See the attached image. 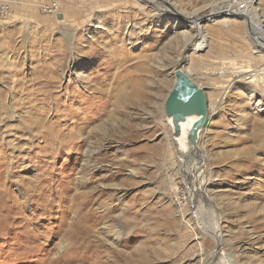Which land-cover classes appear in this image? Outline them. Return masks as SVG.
I'll use <instances>...</instances> for the list:
<instances>
[{"label":"rangeland","instance_id":"1","mask_svg":"<svg viewBox=\"0 0 264 264\" xmlns=\"http://www.w3.org/2000/svg\"><path fill=\"white\" fill-rule=\"evenodd\" d=\"M9 1L0 264H264V47L244 23L209 21L221 0ZM166 7L204 16L209 48L194 53L191 21ZM176 66L212 106L195 141L205 161L181 158L166 115Z\"/></svg>","mask_w":264,"mask_h":264},{"label":"bare ground","instance_id":"2","mask_svg":"<svg viewBox=\"0 0 264 264\" xmlns=\"http://www.w3.org/2000/svg\"><path fill=\"white\" fill-rule=\"evenodd\" d=\"M140 2H144L147 4V2L150 4H153V3H158L157 0H139ZM251 2H246V1H243V0H236V1H230V0H221L220 3H218L217 5H214L213 7L211 6L212 8V12L209 14V21H217L218 19H222L221 17H223V19H234V20H240L244 23V25L246 26L247 28V33L249 34V36H252L253 38L252 41L254 42L255 39H257V42L259 44H262L263 47H264V32H261L259 31L258 27H259V15L257 14V8L254 6V2L256 0H250ZM91 2V1H90ZM53 4V3H52ZM43 7H50V8H53L54 10V7H56V3L53 4L52 6L50 5H46V6H43ZM167 8V7H166ZM96 10V8H95ZM94 10V11H95ZM165 10H168L167 12L169 13V15H173L175 18H177L178 20L179 19H183L185 18V20H190L191 22V25L194 27V29L196 30L198 36L196 37V39L194 40L193 42V47H192V50L194 51V53L196 54H200L201 52H203L204 50L208 49L209 48V37H208V34H207V31H206V28L204 26V23L205 22V18L204 16H199L197 13L195 14H183L181 12H174L172 11V9L170 10L169 8L165 9ZM98 13V12H97ZM242 17V18H241ZM204 19V20H203ZM177 20V21H178ZM103 21V20H102ZM90 22V21H89ZM113 22V21H112ZM120 22V21H119ZM122 22H124L122 20ZM129 22V21H128ZM100 25V23H99ZM103 25V24H102ZM261 25V24H260ZM106 26V25H105ZM119 26V25H118ZM107 27V26H106ZM262 27V26H261ZM260 27V28H261ZM103 28V27H102ZM127 28V27H126ZM113 30V28H112ZM127 30V29H126ZM122 31V30H121ZM185 39V37H184ZM187 42V41H186ZM256 44V43H255ZM105 48V47H104ZM264 49V48H263ZM258 53V52H257ZM185 58L187 59L188 56L185 55ZM184 68V67H182ZM177 69V66L175 68V70ZM175 70H174V76H175ZM264 70V69H262ZM183 71V70H182ZM191 79H192V76L191 74H189L188 72H185ZM257 73V72H256ZM249 75V74H248ZM260 76V72L256 75H251V78L252 77H259ZM246 77V76H245ZM248 77V76H247ZM193 80V79H192ZM198 85V84H197ZM199 86V85H198ZM173 88V87H172ZM199 88H201V90L204 92V89L199 86ZM228 90V87L226 88L225 87V90H224V93L221 95V98L225 96V94L227 93L226 91ZM171 92V91H170ZM219 97V96H218ZM208 98V97H207ZM209 101V100H208ZM208 101H207V117H206V121L205 123L199 128V135H201V133H203L206 129V126L208 125L207 123L209 122L210 120V115H211V110H212V106L211 104H208ZM213 103V102H212ZM217 104V103H216ZM258 105V104H257ZM261 110L263 109L262 107L258 106ZM176 113H170L169 115V124L172 125L175 129V132H174V135L173 137L175 138V141L177 140V148H178V153L179 155H181V158L182 156H185V157H190L192 155H189V152H194L196 153V157L198 156L200 158V160L202 161H205L207 158L206 156V151L204 148H198L197 145H196V139L198 137H196L193 133H192V129H191V138H187V136H185L184 134L180 133V128L182 127L181 125L183 124H189L190 127L193 128V125L195 123H197L200 118H201V114L199 113V111L197 110L195 113L193 114H186L185 118L184 119H180L178 122L175 123L174 121V116H175ZM81 124L83 125H88V123H86L85 121L82 120ZM188 125V126H189ZM89 126V125H88ZM190 127H187V130H190ZM179 134V135H178ZM198 134V133H197ZM196 134V135H197ZM77 143V142H76ZM53 145V144H51ZM54 146V145H53ZM78 147V146H77ZM1 148V147H0ZM35 148V147H34ZM52 148V147H51ZM3 149V148H2ZM6 149V148H5ZM92 147L89 148L87 150V160H86V164L84 166V169L82 171V173H88L87 170L91 169V166H89L90 164V157L92 155ZM32 152V151H31ZM48 153V151H47ZM46 153V155H47ZM191 154V153H190ZM189 155V156H188ZM19 157V156H18ZM56 158V157H55ZM180 158V159H181ZM187 158V159H188ZM11 159V158H10ZM54 159V158H52ZM58 159V158H57ZM205 159V160H204ZM6 160V159H5ZM4 160V161H5ZM56 160V159H55ZM191 161V159H189ZM16 161V160H15ZM200 161V162H201ZM19 162V161H18ZM23 162V161H22ZM196 162L195 161V165L194 166H199L201 165L203 162ZM30 163V162H29ZM34 163V162H33ZM42 163V162H41ZM31 164H32V161H31ZM40 164V163H39ZM18 165V164H17ZM41 166V165H40ZM185 166V165H183ZM47 166H45V169ZM11 169V168H10ZM38 169V168H37ZM44 169V168H42ZM39 170V169H38ZM42 171V170H41ZM16 172V171H15ZM18 172V171H17ZM41 173V172H40ZM200 173V172H199ZM86 177H85V181H86ZM82 180V179H81ZM42 183H41V182ZM83 182V181H82ZM17 183V182H16ZM38 183V182H37ZM48 181L41 177V180H39V183L37 184V187H41L42 184H47ZM51 184V183H50ZM53 184V183H52ZM22 185V184H21ZM28 185V184H27ZM208 185V182H205V183H202V185L198 186L199 189L202 190V192H205L206 190V187ZM36 186V185H35ZM47 186V185H46ZM51 186V185H50ZM1 187V186H0ZM3 188V187H2ZM30 188H33L35 189L32 185L30 186ZM28 189V188H27ZM80 189V188H79ZM78 189V190H79ZM30 190V189H29ZM31 191V190H30ZM35 191V190H34ZM41 191V190H40ZM38 192V191H37ZM33 193V192H32ZM23 194V193H22ZM34 194V193H33ZM38 194V193H37ZM41 194V193H40ZM39 195V194H38ZM37 196V195H36ZM42 196V195H41ZM22 197V196H21ZM1 198V197H0ZM24 198V197H23ZM26 198V197H25ZM33 198V197H32ZM35 199V198H34ZM39 199V197H38ZM42 199V197H41ZM75 199V198H74ZM32 200V199H31ZM30 200V201H31ZM40 200V199H39ZM43 200V199H42ZM41 201V200H40ZM17 202V201H16ZM84 202V201H83ZM18 203V202H17ZM12 204V203H11ZM6 210V209H5ZM218 223V222H217ZM220 225L217 224L216 225V228H213V230L211 232L212 233V236L213 238L216 240L217 242V245H218V249H217V255H221L223 256V248H222V245H221V236H222V231L220 230ZM63 249V247H62ZM224 257V256H223Z\"/></svg>","mask_w":264,"mask_h":264},{"label":"water","instance_id":"3","mask_svg":"<svg viewBox=\"0 0 264 264\" xmlns=\"http://www.w3.org/2000/svg\"><path fill=\"white\" fill-rule=\"evenodd\" d=\"M197 110L201 114V118L192 128V133L196 137L199 135V128L206 121L207 98L201 88L184 71L177 68L175 70V83L165 102L166 115L176 113L174 116L176 123L180 119H184L186 114H193Z\"/></svg>","mask_w":264,"mask_h":264},{"label":"built area","instance_id":"4","mask_svg":"<svg viewBox=\"0 0 264 264\" xmlns=\"http://www.w3.org/2000/svg\"><path fill=\"white\" fill-rule=\"evenodd\" d=\"M44 11L52 12L53 8L43 7ZM55 10V9H54ZM12 6L9 0H0V21H7L12 16Z\"/></svg>","mask_w":264,"mask_h":264},{"label":"crops","instance_id":"5","mask_svg":"<svg viewBox=\"0 0 264 264\" xmlns=\"http://www.w3.org/2000/svg\"><path fill=\"white\" fill-rule=\"evenodd\" d=\"M230 1H236V0H230ZM243 1H246V2H251L250 0H243Z\"/></svg>","mask_w":264,"mask_h":264}]
</instances>
